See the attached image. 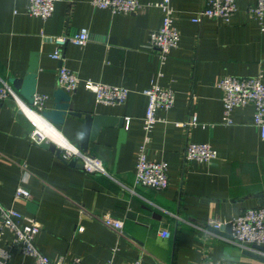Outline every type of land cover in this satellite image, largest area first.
I'll return each mask as SVG.
<instances>
[{"label":"crops","instance_id":"1","mask_svg":"<svg viewBox=\"0 0 264 264\" xmlns=\"http://www.w3.org/2000/svg\"><path fill=\"white\" fill-rule=\"evenodd\" d=\"M159 1L140 0L133 13L94 7L90 0L58 1L43 19L29 14L23 0H0V85L22 78L30 54L37 52L36 94L50 97L47 109L60 87L61 66L83 80L128 89L119 104L97 102L81 84L69 92L73 110L112 121L88 145L86 153L100 158L106 170L94 175L30 142L29 119L13 99L0 103V203L33 218L41 227L36 247L63 263L264 264L246 253L251 247L199 228L209 218L229 220L264 204V136L253 124V108L235 107L233 123H225L217 87L225 75L264 73V19L249 13L254 0H236L229 21L204 17L197 22L193 19L206 0H170L180 39L162 63L149 45L162 23ZM82 28L88 31L85 45L68 42L61 59L52 57L56 44L49 37L73 36ZM153 82L175 91L173 107L157 112L160 120L145 145L148 159L167 163L169 186L161 191L134 184L137 151L144 141L143 91ZM192 116L196 122L188 124ZM118 119L126 131L119 149ZM55 128L78 146L84 119L67 115ZM188 142L209 143L217 157L208 163L185 160ZM17 186L27 188L30 198L14 200ZM104 213L123 221L121 235L102 222ZM11 239L4 230L0 244ZM253 251L264 257V251ZM11 253L12 264H37L19 249Z\"/></svg>","mask_w":264,"mask_h":264},{"label":"built area","instance_id":"2","mask_svg":"<svg viewBox=\"0 0 264 264\" xmlns=\"http://www.w3.org/2000/svg\"><path fill=\"white\" fill-rule=\"evenodd\" d=\"M26 4V11L43 19L50 17L54 11L55 4L58 1L73 0H23ZM94 7L108 8L114 12L133 13L142 3L140 0H90ZM163 13L162 23L155 29L149 39V45L156 50L159 60L163 63L169 55L171 49L178 45L180 33L173 23V7L170 0H161L155 3ZM236 0H206L204 7L198 11L195 22L200 19L219 18L223 21H229L234 14ZM249 13L260 22L264 19V0H254L249 8ZM55 44L56 49L52 57L62 58V49L68 42L83 46L88 40V31L80 29L75 35H61L49 37ZM57 82L61 88L67 92L74 91L79 84L86 90L95 95L97 102L102 104L122 103L128 94V89L122 86L108 85L95 82L90 79H81L74 71L63 66L58 69ZM217 87L221 90V100L223 104V121L233 123L231 113L235 107L251 106L253 108V124L260 128L261 135L264 136V73L260 70L254 76L237 77L225 75L217 82ZM143 93L147 96V105L145 115L142 120V130L144 132V141L140 144L137 151V158L134 171V184L150 187L156 190H164L169 186L167 175V163L165 161H155L147 158L145 145L149 141V133L154 125L160 120L157 115L159 110L167 111L171 109L175 102V91L169 87H163L157 82H153ZM11 98L15 101L18 109L29 119L32 129L28 135L30 142L41 144L43 142H52L61 151V157L65 161L76 160L82 165V169L89 174L106 173L102 160L79 148L65 137V142H56L47 133L45 129L51 124L46 120L41 112L46 108V102L50 99L44 94H34V101L30 105L26 103L20 95L7 83L0 85V103ZM32 115L39 116L45 122V127H41ZM196 122L195 116H192L188 124ZM57 130V129H56ZM58 131V130H57ZM184 157L187 161H198L208 163L217 157V150L206 142H188L185 147ZM30 192L23 186H17L14 191V200L29 199ZM102 222L121 235L123 221L111 216L109 213L101 215ZM224 226H230L232 241L244 247H251L252 244L264 245V204L257 207L248 208L239 215L229 220L220 218H209L203 227L206 229L213 227L219 229ZM40 225L30 217L24 216L12 206H6L0 203V242L4 230L12 234L9 244L2 246L0 244V264L11 263L12 248L19 249L24 256L34 259L37 264H82L78 259L70 263H63L61 259L53 260L43 254L35 245V237L40 231ZM162 235H168L166 231H161ZM118 249L113 248L114 253ZM252 249V248H251ZM105 264H112L109 260ZM131 264H141L140 259ZM189 264H224L203 260Z\"/></svg>","mask_w":264,"mask_h":264},{"label":"water","instance_id":"3","mask_svg":"<svg viewBox=\"0 0 264 264\" xmlns=\"http://www.w3.org/2000/svg\"><path fill=\"white\" fill-rule=\"evenodd\" d=\"M38 53L32 52L30 54V62L26 74L22 78H13L10 80L11 87L20 95V97L28 104H32L34 101V94L36 93V78L38 73ZM71 96L69 92L65 91L63 88L58 87L53 92V106L50 109H45L41 112L42 116L48 120L54 126L61 125L64 123V120L67 115H72L76 117H82L84 119V129L79 140L78 148L82 152H86L90 142L96 141V133L101 126H108L112 124V121H109L105 117L93 115L91 113H82L80 111H75L70 107ZM118 143L117 149H119L120 144L124 143L126 140V131L122 124V119H118ZM45 149L53 151L58 157H61V151L56 145L52 142H43L39 144ZM64 160V159H63ZM65 161V160H64ZM67 162V161H66ZM69 165L78 166L82 168V165L76 160H71L67 162ZM210 230L214 233L232 237L228 234L229 228L221 227L215 229L210 227ZM251 248L253 250L264 251V245L252 244ZM253 250L246 251L250 256L264 259V257H259Z\"/></svg>","mask_w":264,"mask_h":264},{"label":"bare ground","instance_id":"4","mask_svg":"<svg viewBox=\"0 0 264 264\" xmlns=\"http://www.w3.org/2000/svg\"><path fill=\"white\" fill-rule=\"evenodd\" d=\"M31 118H33L36 122L39 123L41 127H45V122L43 119H41L39 116L32 115ZM47 133H51L50 136H52V139L55 140L56 142H65L63 136L53 127L49 125L48 129H45Z\"/></svg>","mask_w":264,"mask_h":264}]
</instances>
